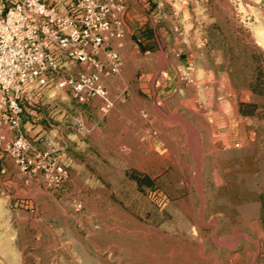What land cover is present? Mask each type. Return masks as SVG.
<instances>
[{"label":"rangeland","instance_id":"obj_1","mask_svg":"<svg viewBox=\"0 0 264 264\" xmlns=\"http://www.w3.org/2000/svg\"><path fill=\"white\" fill-rule=\"evenodd\" d=\"M223 2L193 6L218 15L223 30L213 20L207 30L211 45L227 47L226 63L212 67L230 81L207 86L239 94L233 111L210 114L196 103L184 113L172 109L176 99L155 102L158 67L147 59L156 55L136 32L126 35L123 15V36L108 46L122 65L102 77L110 110L54 84L26 91L23 109L35 112L19 129L30 149L11 155L0 145V264H264V57L247 32L232 31L225 12L237 0ZM99 58L106 61L103 51ZM194 73V65L179 68L176 84L195 86ZM154 118L166 143L151 147L139 123ZM170 119L180 122L176 139ZM13 134L3 132L6 141Z\"/></svg>","mask_w":264,"mask_h":264},{"label":"built area","instance_id":"obj_2","mask_svg":"<svg viewBox=\"0 0 264 264\" xmlns=\"http://www.w3.org/2000/svg\"><path fill=\"white\" fill-rule=\"evenodd\" d=\"M126 4V0H64L62 4L0 0V145L5 144L8 154L20 155L31 146L19 129L27 90L54 84L68 89L77 102L98 98L103 110L112 108L102 77L118 72L122 65L120 54L108 46L113 38L123 36ZM101 51L105 62L99 58ZM77 65L82 70L70 74ZM6 130L14 132L8 141Z\"/></svg>","mask_w":264,"mask_h":264},{"label":"crops","instance_id":"obj_3","mask_svg":"<svg viewBox=\"0 0 264 264\" xmlns=\"http://www.w3.org/2000/svg\"><path fill=\"white\" fill-rule=\"evenodd\" d=\"M199 0H126V12L123 14V23L126 28V35L129 31H134L141 36L140 40L145 53L156 55V57H148L154 66L158 69L154 75L156 87L153 89V97L155 102L163 103L166 100L176 99L177 105L172 109H182L186 112L188 109L196 108V103H200V107H204L207 113H216L232 110L243 102V98L235 92L215 91L214 86H207L208 82H227L230 76L227 72H220L219 68L226 63L225 52L226 46H222L218 50L209 41L207 30L210 20H213V26L221 27L218 15L210 13L207 6L199 10V6L194 7V3ZM201 2H209V0H200ZM224 2L229 0H222ZM50 3L62 4L64 0H48ZM152 2L158 3L154 6ZM223 2V3H224ZM239 8L235 11L229 9L225 14L230 19L235 34H239L242 30L247 32L249 37V47L255 51H261L264 57V0H237ZM169 3V4H168ZM61 8H65L61 5ZM204 10L206 11L204 14ZM199 14H202L199 16ZM202 17L201 22L199 18ZM215 20V21H214ZM217 20V21H216ZM217 22V23H215ZM222 27L220 31H222ZM156 37L154 41L152 37ZM160 35V40L157 39ZM152 42V43H150ZM147 43H150L148 46ZM126 45V42H125ZM122 41L121 46L125 47ZM153 51V52H151ZM261 72L264 74V60L261 61ZM187 65H194L195 68V86H180L176 84L178 69H184ZM214 66V67H212ZM106 86L109 88L110 81L105 80ZM174 89V90H173ZM218 89V88H217ZM220 99L219 102L215 100ZM124 100V99H122ZM156 107V106H155ZM217 107V108H216ZM215 109V110H214ZM139 114L146 118L150 112L145 107H139ZM146 111V113H145ZM163 113L160 108L156 107L154 112ZM233 111V110H232ZM27 112L32 114L33 110L24 106L23 127L27 124ZM148 121V125L144 122ZM152 120L142 119L140 125L142 139L151 147L161 146L166 143L161 133V124H152ZM168 124L171 129V138L179 137L178 127L179 121L170 119ZM186 138L189 139L188 127L184 125ZM175 131V132H174ZM3 159L0 158V173L5 172L2 165Z\"/></svg>","mask_w":264,"mask_h":264}]
</instances>
